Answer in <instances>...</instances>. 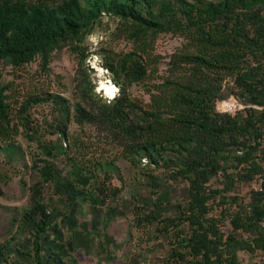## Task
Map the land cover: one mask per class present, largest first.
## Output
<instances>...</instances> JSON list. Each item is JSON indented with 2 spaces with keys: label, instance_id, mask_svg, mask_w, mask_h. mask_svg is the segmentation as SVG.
Here are the masks:
<instances>
[{
  "label": "trees",
  "instance_id": "obj_1",
  "mask_svg": "<svg viewBox=\"0 0 264 264\" xmlns=\"http://www.w3.org/2000/svg\"><path fill=\"white\" fill-rule=\"evenodd\" d=\"M105 14L118 19V37L132 46L104 50L105 66L121 93L102 103L97 113L117 126L131 161L146 157L155 165L143 173L153 190L135 219L168 239L158 264H244L240 250L264 254V184L248 203L231 193L237 182L264 172V0H0V61L19 69L39 56L46 69L53 51L69 40L84 60L90 53L84 38ZM161 33L185 41L171 55L170 76L149 84L150 101L137 100L131 86L153 80L159 71L156 41ZM2 76L0 68V145L14 151L21 127L32 126L25 115L15 120ZM227 84L263 108L217 112ZM75 108L77 114L85 110L80 101ZM94 109L92 105L91 120ZM61 112L68 115L69 109L63 106ZM68 146L43 144L45 156L34 164L38 180L31 185V202L21 221L25 238L0 244V264H18V257L26 264H68L64 252L88 244V222L77 218L78 200L102 205L106 198L88 194L85 185L94 174L75 160L73 175L56 165L53 158ZM220 174L223 187H214L212 180ZM180 181L186 182V199L174 202L171 191ZM48 183L70 209L57 210L46 200ZM97 190L103 193L101 186ZM234 200L238 210L227 233L220 217L211 213ZM62 225L70 231L67 242ZM106 241L112 242V236Z\"/></svg>",
  "mask_w": 264,
  "mask_h": 264
},
{
  "label": "rangeland",
  "instance_id": "obj_2",
  "mask_svg": "<svg viewBox=\"0 0 264 264\" xmlns=\"http://www.w3.org/2000/svg\"><path fill=\"white\" fill-rule=\"evenodd\" d=\"M118 24L119 21L114 16L105 14L102 17L94 31L84 38L82 44L86 47V52L90 51L84 60L81 59V52L75 51L69 40L60 49L53 51L46 69L39 56L19 69L0 61L14 118L19 121V116L25 115L32 126V129L21 127V133L14 139L17 146L14 151L6 150L7 144L0 145V244L8 240L16 243L24 240L25 235L20 232L22 216L31 202V185L38 180L34 164L40 156H45L44 143H63L65 147L69 146L55 155L53 160L56 165L64 174L73 175L76 169L72 162L75 160L88 175L90 172L94 174L85 185L88 194L100 193L106 198L102 205H94L79 198L75 208L77 218L79 223L88 222L89 233L86 237L89 240L86 245L65 251L64 260L68 264H158L166 253L168 239L164 240L160 235L148 232L135 219L139 208H147L144 199L153 190L143 173L155 170V165L149 164L146 157H137L135 161H131L124 151L117 126L112 127L105 116L97 113L102 103L113 99H109L103 89L96 91L101 80L109 79L115 83L112 72L105 66L104 50L120 52L132 46L128 40L118 37ZM184 41L183 37L171 33H161L158 36L156 52L161 57L159 71L153 80L146 79L131 86L134 98L150 101V85L170 76L171 55L182 49ZM118 89L116 95L121 93L119 86ZM237 90L232 84H227L223 89L224 97L217 101L220 104L222 100L235 98L239 105H248L249 102L238 95ZM78 101L85 108L79 114L75 108ZM92 105L95 106L96 113L91 120L89 112ZM63 106L69 109L68 115H62ZM223 106L226 107L227 104L223 103ZM216 111L219 112L217 108ZM60 129L66 132L67 137ZM32 133L36 140L30 137ZM222 180L223 176L220 174L212 180V185L223 187ZM185 184L182 181L174 184L171 191L174 202L186 199ZM51 186L52 183L45 186L46 200L52 201L57 210L70 209V203L55 194ZM98 186H101L103 193L97 190ZM261 188L262 185L254 179L237 182L231 193L239 201L248 203L253 191ZM224 207L226 210L221 213ZM237 210L238 205L234 200L227 205L218 206L211 216H219L222 230L229 233L233 228L230 218L236 215ZM60 219L61 217L58 223ZM62 229L64 241L67 242L71 238L70 231L64 225ZM106 236H112L113 241L108 243ZM239 256L244 264L264 263V254L260 251L250 253L240 250ZM18 264H26V261L18 257Z\"/></svg>",
  "mask_w": 264,
  "mask_h": 264
},
{
  "label": "built area",
  "instance_id": "obj_3",
  "mask_svg": "<svg viewBox=\"0 0 264 264\" xmlns=\"http://www.w3.org/2000/svg\"><path fill=\"white\" fill-rule=\"evenodd\" d=\"M218 106L216 108L218 109L219 112H227L231 114H235L237 111L244 109L247 106H255L259 109H262L263 106L261 105H256V104H251L249 103L248 105H239L238 101L235 98H230L226 100H222V102L219 104V101L216 102ZM223 103H226L227 106L224 107ZM256 180L260 185L264 184V172L260 173L257 177ZM263 226H264V221H263Z\"/></svg>",
  "mask_w": 264,
  "mask_h": 264
},
{
  "label": "clouds",
  "instance_id": "obj_4",
  "mask_svg": "<svg viewBox=\"0 0 264 264\" xmlns=\"http://www.w3.org/2000/svg\"><path fill=\"white\" fill-rule=\"evenodd\" d=\"M101 89L104 90L105 95L111 99L114 98L118 89L115 87V85H112L109 81L108 84H105L101 82L100 87L96 89L97 92H99Z\"/></svg>",
  "mask_w": 264,
  "mask_h": 264
},
{
  "label": "bare ground",
  "instance_id": "obj_5",
  "mask_svg": "<svg viewBox=\"0 0 264 264\" xmlns=\"http://www.w3.org/2000/svg\"><path fill=\"white\" fill-rule=\"evenodd\" d=\"M99 70L101 71V68L99 67ZM111 82V84L112 85H115L111 80H109V79H105V80H101V82H103V83H105V84H108V82ZM101 82H100V84H101ZM115 87L118 89V86L117 85H115ZM119 90V89H118ZM117 94V93H116Z\"/></svg>",
  "mask_w": 264,
  "mask_h": 264
},
{
  "label": "water",
  "instance_id": "obj_6",
  "mask_svg": "<svg viewBox=\"0 0 264 264\" xmlns=\"http://www.w3.org/2000/svg\"><path fill=\"white\" fill-rule=\"evenodd\" d=\"M112 81V80H111ZM115 84V83H114ZM116 85V84H115Z\"/></svg>",
  "mask_w": 264,
  "mask_h": 264
}]
</instances>
